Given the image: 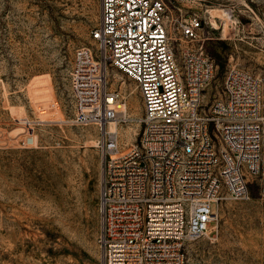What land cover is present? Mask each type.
<instances>
[{"label":"rangeland","instance_id":"obj_1","mask_svg":"<svg viewBox=\"0 0 264 264\" xmlns=\"http://www.w3.org/2000/svg\"><path fill=\"white\" fill-rule=\"evenodd\" d=\"M165 2L174 19L211 14L201 43L216 65L210 93L230 67L264 78V18L245 0ZM100 17L101 0H0V264H103L105 127L75 123L70 84L76 49H98ZM105 79L126 95V150L143 134L140 93L111 65ZM212 212L208 231L186 242V264H264V141L249 197Z\"/></svg>","mask_w":264,"mask_h":264},{"label":"built area","instance_id":"obj_2","mask_svg":"<svg viewBox=\"0 0 264 264\" xmlns=\"http://www.w3.org/2000/svg\"><path fill=\"white\" fill-rule=\"evenodd\" d=\"M245 2L264 18V0ZM210 16L174 19L165 0H101L97 51L74 53V121L105 127L103 264H186L185 244L208 231L213 204L249 197L262 159L264 78L230 67L208 91L216 65L201 43ZM107 65L141 97L143 134L126 150L107 129L127 106L125 93L107 88Z\"/></svg>","mask_w":264,"mask_h":264},{"label":"bare ground","instance_id":"obj_3","mask_svg":"<svg viewBox=\"0 0 264 264\" xmlns=\"http://www.w3.org/2000/svg\"><path fill=\"white\" fill-rule=\"evenodd\" d=\"M226 15V14H225ZM227 18V17H226ZM230 21V20H229ZM229 24V23H228ZM227 25V24H226ZM227 27V26H226ZM227 29H224V31ZM227 35V34H225ZM124 111L126 110V107L123 109ZM107 129L110 131H118V121H113L108 123Z\"/></svg>","mask_w":264,"mask_h":264}]
</instances>
